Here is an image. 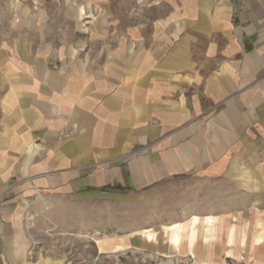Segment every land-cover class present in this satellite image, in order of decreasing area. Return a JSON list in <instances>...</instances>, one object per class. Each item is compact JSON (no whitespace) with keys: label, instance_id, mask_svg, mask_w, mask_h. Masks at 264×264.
Here are the masks:
<instances>
[{"label":"crops","instance_id":"obj_1","mask_svg":"<svg viewBox=\"0 0 264 264\" xmlns=\"http://www.w3.org/2000/svg\"><path fill=\"white\" fill-rule=\"evenodd\" d=\"M245 6L237 34L229 0H178L175 22L67 39L45 62L26 52L24 28L9 37L0 26V264H70L40 256L36 222L73 207L83 219L91 206L226 164L264 118V83L247 89L264 74V0ZM167 28L177 35L154 31Z\"/></svg>","mask_w":264,"mask_h":264},{"label":"rangeland","instance_id":"obj_2","mask_svg":"<svg viewBox=\"0 0 264 264\" xmlns=\"http://www.w3.org/2000/svg\"><path fill=\"white\" fill-rule=\"evenodd\" d=\"M177 1L0 0L7 7L0 11L1 35L16 37L24 28L26 52L34 50L45 62L52 52L64 50L67 39L102 42L145 31L131 28L146 21L175 22ZM229 1L237 34L248 24L245 0ZM154 31L172 37L178 30ZM191 32L184 29L186 36ZM257 39L244 37L245 46L255 51ZM247 79V89L255 90L264 74ZM247 135L216 172L175 177L124 203L91 206L83 219L73 207L67 215L58 210L55 221L36 222L33 240L40 256L70 264H264V118Z\"/></svg>","mask_w":264,"mask_h":264}]
</instances>
